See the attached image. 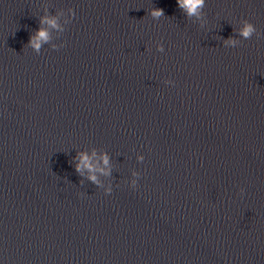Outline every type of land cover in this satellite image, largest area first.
<instances>
[{"label":"water","instance_id":"water-1","mask_svg":"<svg viewBox=\"0 0 264 264\" xmlns=\"http://www.w3.org/2000/svg\"><path fill=\"white\" fill-rule=\"evenodd\" d=\"M198 2L0 0V264H264V0Z\"/></svg>","mask_w":264,"mask_h":264},{"label":"clouds","instance_id":"clouds-1","mask_svg":"<svg viewBox=\"0 0 264 264\" xmlns=\"http://www.w3.org/2000/svg\"><path fill=\"white\" fill-rule=\"evenodd\" d=\"M182 7H186L187 9H189L190 13L192 11H194L199 5V2L198 0H185V3L181 5ZM154 16H160V15H163V11L162 9H154L153 10V13H152ZM253 29L249 26L247 28V30L245 31L244 35L247 36L251 33ZM41 35L43 36L44 34L41 33Z\"/></svg>","mask_w":264,"mask_h":264}]
</instances>
